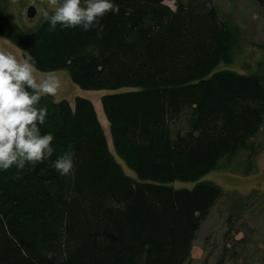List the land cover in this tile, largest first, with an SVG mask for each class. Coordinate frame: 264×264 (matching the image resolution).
<instances>
[{
	"label": "trees",
	"instance_id": "trees-1",
	"mask_svg": "<svg viewBox=\"0 0 264 264\" xmlns=\"http://www.w3.org/2000/svg\"><path fill=\"white\" fill-rule=\"evenodd\" d=\"M115 3L119 14L87 32L50 30L45 19L26 32L0 6V37L28 49L39 71H66L85 90H136L104 106L117 152L140 178L124 174L86 101L73 115L41 101L49 112L41 131L54 133L50 159L71 149L75 172L60 176L47 161L0 172V264H178L216 187L168 183L194 182L245 148L264 114L263 81L211 74L241 43L209 0ZM183 111L190 129L172 140L168 123Z\"/></svg>",
	"mask_w": 264,
	"mask_h": 264
},
{
	"label": "rangeland",
	"instance_id": "rangeland-1",
	"mask_svg": "<svg viewBox=\"0 0 264 264\" xmlns=\"http://www.w3.org/2000/svg\"><path fill=\"white\" fill-rule=\"evenodd\" d=\"M209 1L222 23L238 29L241 43L231 63H220L211 74L233 72L245 79L253 77L255 81H263L264 85V8L256 0ZM1 5L6 6L8 20L26 32H32L44 20V10L52 11L51 0H0ZM166 5L172 10L175 8L173 2ZM30 6L37 11L32 20L25 15ZM13 45L0 37V47L14 51ZM51 73L60 79L61 86L55 97L45 96L41 101L54 107L62 104L70 115L75 113L78 101H86L108 150L124 174L139 180L117 152L112 122L104 106V98L136 93V90H85L66 71ZM44 74L47 72L38 73ZM189 122L188 111L170 121V139L184 137L190 129ZM214 166L194 182L174 179L168 183L173 189L186 192L202 185L216 187L207 214L200 218L195 239L178 264H264V114L247 138L245 148L221 156Z\"/></svg>",
	"mask_w": 264,
	"mask_h": 264
},
{
	"label": "clouds",
	"instance_id": "clouds-1",
	"mask_svg": "<svg viewBox=\"0 0 264 264\" xmlns=\"http://www.w3.org/2000/svg\"><path fill=\"white\" fill-rule=\"evenodd\" d=\"M51 4V12H42L50 30L57 25L83 32L102 30V18L120 12L115 0H51ZM13 48L0 47V172L11 168L19 174L26 166L35 168L47 161L60 176L74 175V152L69 149L50 159L55 151L54 133L41 131L49 115L41 100L55 97L61 81L52 73L38 75L31 52Z\"/></svg>",
	"mask_w": 264,
	"mask_h": 264
},
{
	"label": "water",
	"instance_id": "water-1",
	"mask_svg": "<svg viewBox=\"0 0 264 264\" xmlns=\"http://www.w3.org/2000/svg\"><path fill=\"white\" fill-rule=\"evenodd\" d=\"M25 15H26V17L28 19H33L35 17V15H36V9H35V7L34 6L28 7L27 10H26Z\"/></svg>",
	"mask_w": 264,
	"mask_h": 264
},
{
	"label": "flooded vegetation",
	"instance_id": "flooded-vegetation-1",
	"mask_svg": "<svg viewBox=\"0 0 264 264\" xmlns=\"http://www.w3.org/2000/svg\"><path fill=\"white\" fill-rule=\"evenodd\" d=\"M37 12V11H36ZM35 18V17H34ZM32 20V19H31Z\"/></svg>",
	"mask_w": 264,
	"mask_h": 264
}]
</instances>
